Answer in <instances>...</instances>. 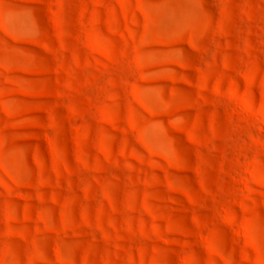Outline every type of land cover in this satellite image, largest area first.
Instances as JSON below:
<instances>
[{
  "label": "rangeland",
  "instance_id": "obj_1",
  "mask_svg": "<svg viewBox=\"0 0 264 264\" xmlns=\"http://www.w3.org/2000/svg\"><path fill=\"white\" fill-rule=\"evenodd\" d=\"M0 264H264V0H0Z\"/></svg>",
  "mask_w": 264,
  "mask_h": 264
}]
</instances>
